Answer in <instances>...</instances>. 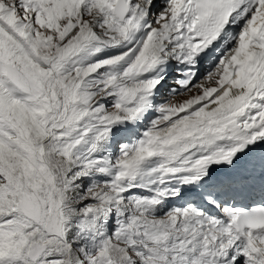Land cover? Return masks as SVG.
Returning a JSON list of instances; mask_svg holds the SVG:
<instances>
[{"label":"snow or ice","instance_id":"1","mask_svg":"<svg viewBox=\"0 0 264 264\" xmlns=\"http://www.w3.org/2000/svg\"><path fill=\"white\" fill-rule=\"evenodd\" d=\"M0 264H264V0H0Z\"/></svg>","mask_w":264,"mask_h":264}]
</instances>
